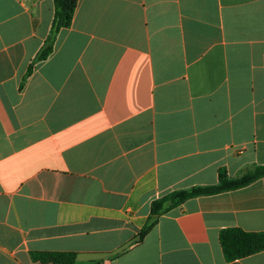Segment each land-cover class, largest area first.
<instances>
[{"label":"crops","instance_id":"obj_1","mask_svg":"<svg viewBox=\"0 0 264 264\" xmlns=\"http://www.w3.org/2000/svg\"><path fill=\"white\" fill-rule=\"evenodd\" d=\"M0 0V264H264L219 232H264V178L189 199L133 245L153 200L264 165V0Z\"/></svg>","mask_w":264,"mask_h":264},{"label":"trees","instance_id":"obj_2","mask_svg":"<svg viewBox=\"0 0 264 264\" xmlns=\"http://www.w3.org/2000/svg\"><path fill=\"white\" fill-rule=\"evenodd\" d=\"M53 17L50 30L41 48L30 62L22 82L31 74L35 64L45 60L53 50L56 36L62 29L68 28L73 19L78 0H52ZM264 178V165H249L233 177L228 176L225 168H219L217 183L207 186H193L187 189L172 191L153 200L145 225L140 230L133 245L142 242L148 232L158 223L159 218L178 207L185 201L202 196H211L234 191ZM219 244L226 261L238 260L264 251V232H246L239 228H227L219 232ZM30 257L34 262L42 264H75V253L32 252Z\"/></svg>","mask_w":264,"mask_h":264}]
</instances>
